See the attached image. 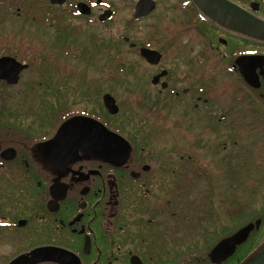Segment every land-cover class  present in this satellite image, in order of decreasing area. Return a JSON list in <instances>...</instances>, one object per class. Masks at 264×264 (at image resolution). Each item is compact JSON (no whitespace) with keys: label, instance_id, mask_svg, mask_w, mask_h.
<instances>
[{"label":"flooded vegetation","instance_id":"1","mask_svg":"<svg viewBox=\"0 0 264 264\" xmlns=\"http://www.w3.org/2000/svg\"><path fill=\"white\" fill-rule=\"evenodd\" d=\"M138 1L128 28L157 9L151 0L154 8L135 20ZM224 1L264 24V0ZM176 4L179 23L171 34H161L166 25L150 32L143 45L129 30L124 38L142 68L127 64L129 108L121 119L113 44L99 33L113 24L109 0H0V264H214L209 255L220 241L259 220L247 241L258 236L262 217L225 233L200 259L192 247L183 250L179 226L194 225L198 205L190 201L201 188L192 191V184H222L229 181L231 163L241 169L247 153L250 164L264 155V40L231 28L226 17L220 24L194 0ZM28 20L43 35L26 45L22 32ZM238 20L244 25L245 15ZM80 21L90 32H80ZM177 37L182 60L165 59L170 50L166 53L164 40ZM141 50L159 59L147 60ZM17 66L25 68L16 75L7 69ZM32 67L44 75L26 91L40 93H26L30 107H9L4 91L18 86ZM105 96L115 102L117 114L107 111ZM69 97L80 98L83 108H72ZM76 117L121 137L129 146L127 157L111 163L81 149L69 157L64 149L49 161L45 155L53 150L40 147ZM237 132L241 141L234 139ZM236 168L231 176H237ZM213 188L212 182L200 194L204 204L221 196L222 207L228 205L229 197ZM245 243L219 264H228Z\"/></svg>","mask_w":264,"mask_h":264},{"label":"rangeland","instance_id":"2","mask_svg":"<svg viewBox=\"0 0 264 264\" xmlns=\"http://www.w3.org/2000/svg\"><path fill=\"white\" fill-rule=\"evenodd\" d=\"M112 3L113 9L115 11V16L113 20V24L109 26L108 28H102L100 33V36L104 38V40L107 38L108 43L113 44V49L110 51L112 54V58L114 60V66H115V72L117 77V83L118 88L116 91V97L117 100L121 104V112H119V117L123 119L125 117V110L128 107V97H127V64L128 65H135L138 68H142L141 62L137 59V56L131 52L126 44L124 42V38L128 37V30H129V36H131L134 41L138 42L140 45H143V43L150 40L149 33L153 30H158L160 28V32L163 30L164 26L167 25V28L165 29L164 33L165 35L171 34L175 28L177 27V22L174 19H176V15L178 13V5L176 3L179 2V0H154L157 4L156 11L149 17L146 21H141L134 23L133 25L129 26V20H130V14L132 12V8L134 4L137 2V0H109ZM174 17V18H173ZM22 20L18 19L16 22L20 23ZM84 21H80V24L82 27L80 28V32L82 34H85L90 32V28L87 24H84ZM160 25V26H159ZM92 30V29H91ZM47 32V31H46ZM84 32V33H83ZM92 33V32H91ZM157 34V33H156ZM43 35V31L39 28V26L32 21L28 20V22L24 26V30L22 32V44H28L27 40L31 41L32 39L39 40L40 36ZM87 35V34H86ZM43 38L47 39V35L43 36ZM86 38L83 39V43L86 44ZM163 46L166 50V53L169 52L165 57V59H171V60H182L180 53H176V51L179 49V46L181 44V41L179 38H175L170 42L168 38L164 40ZM176 43L175 46H170V44ZM162 44V43H161ZM45 45V44H44ZM43 45V46H44ZM167 47V48H165ZM45 49L43 48V51ZM176 50V51H175ZM188 56V54H187ZM183 59H187L186 57H183ZM104 60V56L102 58V62ZM84 63H82V66ZM103 63H102V78L106 74H103ZM94 69V68H93ZM97 69V67H96ZM95 69V70H96ZM106 72V70H105ZM107 72H109V68L107 69ZM44 75V72L41 70V68L34 69V67L28 69L25 73H23L22 79L20 80V83L15 88L6 89L4 92L8 93L6 96L7 105L9 107L21 109L30 107L31 101L28 100V96H25L27 92H35L34 94L40 93V90H27L28 84L35 83L37 81V78L42 77ZM91 75L93 76L94 73L91 72ZM89 75V76H91ZM101 76V74L99 75ZM102 90L107 89L106 84L102 81ZM70 101H67L69 104L71 103V107L74 109H82V100L80 98L72 99L69 97ZM16 105V106H15ZM123 105V106H122ZM86 107V109H88ZM94 110V109H93ZM231 133V132H230ZM238 133V132H237ZM235 134V133H233ZM236 135H239L235 138ZM234 136V139H237L238 141H241V133H238ZM253 142L257 140V137L251 138ZM256 143V142H255ZM240 144V143H239ZM241 145V144H240ZM231 152H237L236 150L230 149ZM249 154H246V165H244L241 169L236 168L237 164L231 163L230 170H229V176L226 173V179L227 176L229 178L228 180H225L221 184V180L217 182V180H204L199 182H194L191 186V190L195 191L198 190L199 187H201L198 190V193H192L195 195H198L197 198L191 197V203L196 206L198 205V208L196 209L194 213L195 219H192L193 222L195 220L194 225H188L179 226V228L182 227L181 231V239L183 242V250L184 248L192 247V250L197 252L199 254L198 258L200 259L203 255L208 252L209 248L217 242L220 238L225 236V233H227L230 230H236L240 226L247 224L249 222L254 221L257 218H264V155H261L260 159H255L257 161L256 164H250ZM261 163V164H259ZM216 166L214 167V169ZM236 168V174L237 176H231V170H234ZM220 178V177H219ZM214 185V192L217 190L219 194H226L225 197L229 202L228 205H225L222 207L221 202V196H219V202L218 206H216L217 201L212 200V202L208 205L204 204L206 201L203 198H199L200 194L205 192L207 190V185L211 184ZM256 190L254 191V189ZM212 194V193H211ZM189 203V202H187ZM186 205L185 203H183ZM211 209V210H210ZM228 211V214H227ZM189 215H192L191 212L187 213V217ZM239 218L236 220H231ZM183 224V223H182ZM264 237V226L259 231L258 236L254 238L253 242L255 245L262 240Z\"/></svg>","mask_w":264,"mask_h":264},{"label":"water","instance_id":"3","mask_svg":"<svg viewBox=\"0 0 264 264\" xmlns=\"http://www.w3.org/2000/svg\"><path fill=\"white\" fill-rule=\"evenodd\" d=\"M53 3L62 4L64 0H51ZM201 12L211 17L220 24H225L224 20L229 21L231 28L237 29L248 36L264 40V24L252 19L246 13L240 11L234 5L224 0H194ZM212 3L215 4L212 6ZM82 6V5H81ZM217 8L215 9L214 7ZM154 8L151 0H140L136 4L134 19H139ZM245 15V24L239 26L238 16ZM232 16V17H231ZM141 56L147 60L159 56L155 52L141 50ZM154 57V58H153ZM25 66L7 68L10 73L18 74ZM9 80V78H7ZM16 80V78H15ZM14 80V81H15ZM104 105L107 111L115 115L118 107L115 102L108 96L104 97ZM70 138V139H69ZM69 139V140H68ZM44 151L53 150L52 153L45 157L52 161L56 157H61V153L69 151V157L77 156V150L91 155L92 157L101 158L105 162L124 160L129 153V146L118 135L108 131L101 123L89 118L76 117L66 122L57 132L55 137L48 143L42 145ZM260 221L246 225L230 237L220 241L210 252L209 258L214 264H219L230 258L236 248L245 243L254 229H258ZM36 260L32 263H34ZM239 264H264V240L250 254H248Z\"/></svg>","mask_w":264,"mask_h":264},{"label":"trees","instance_id":"4","mask_svg":"<svg viewBox=\"0 0 264 264\" xmlns=\"http://www.w3.org/2000/svg\"><path fill=\"white\" fill-rule=\"evenodd\" d=\"M264 240V237L262 238ZM255 244L253 242L252 236L250 239L245 243V245L238 251L237 256L229 260L228 264H235L238 260L242 259L245 255H248L249 252L255 248Z\"/></svg>","mask_w":264,"mask_h":264}]
</instances>
